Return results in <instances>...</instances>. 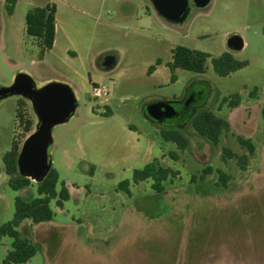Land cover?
<instances>
[{
  "label": "rangeland",
  "instance_id": "obj_1",
  "mask_svg": "<svg viewBox=\"0 0 264 264\" xmlns=\"http://www.w3.org/2000/svg\"><path fill=\"white\" fill-rule=\"evenodd\" d=\"M190 2L186 20L170 24L151 0H18L12 14L0 0V86L25 73L37 87L69 85L77 100L73 116L53 128L50 152L56 190L65 182L70 198L62 206L51 200L50 221L17 228L36 247L24 264H264V0H211L203 9ZM46 4L57 8L56 38L42 55L25 19ZM233 35L243 39L242 50L228 47ZM177 46L209 53L206 72L177 68L171 81L167 63ZM226 52L248 65L217 75L212 58ZM108 56L116 59L110 69L102 62ZM157 59L162 64L148 75ZM94 86H104L107 96L95 98ZM204 87L210 95L196 113L211 110L231 124L219 146L195 132L193 117L169 128L144 113L150 102H182ZM234 94L241 97L239 107L222 105ZM21 100H0V226L13 219L17 197H37L35 181L13 190L3 163L14 139L22 147L30 135L22 136L16 117ZM168 129L188 139L186 150L164 140ZM238 136L251 140L253 154ZM224 148L247 156L246 168L237 158L225 160ZM155 160L179 171L161 193L152 180L133 182L134 172ZM207 167L212 171L201 180ZM219 171L230 176L227 188L217 186ZM124 181L129 192L120 188ZM12 242L0 239V263Z\"/></svg>",
  "mask_w": 264,
  "mask_h": 264
},
{
  "label": "trees",
  "instance_id": "obj_2",
  "mask_svg": "<svg viewBox=\"0 0 264 264\" xmlns=\"http://www.w3.org/2000/svg\"><path fill=\"white\" fill-rule=\"evenodd\" d=\"M18 0H7L9 13H13V9ZM56 13L55 4H46L42 7H36L26 14V31L27 34L36 39L40 47L41 54L44 55L47 51L53 49L56 38ZM211 57L209 53L190 49L184 46H177L172 52V61L167 63L171 71V81H176L175 70L177 68L203 74L207 69V60ZM159 59L155 65L148 68L147 74L151 75L161 65ZM212 65L215 73L221 77L229 76L248 65L246 61L236 60L232 54L223 53L219 57L212 58ZM258 89L255 88L251 92V96H255ZM227 104L231 109H235L241 105V97L239 94H234L226 97L222 101V105ZM264 114V111H263ZM16 117L19 126L22 129V136L26 138L34 130L35 118L30 113L28 103L21 100L18 103ZM193 129L202 138L207 139L212 145L219 146L221 137L224 133L231 130V124L228 120L216 116L211 110H201L197 112L191 120ZM162 137L167 142H172L177 145L178 149L186 150L189 146L188 139L176 129H168L162 131ZM238 142L249 149L250 153H254V145L251 140L241 136L237 137ZM21 146L19 140L14 139L11 149L4 155L3 163L5 171L9 175V186L13 190H23L30 187L34 181L20 175L18 171L17 159ZM173 159H177L178 155L171 153ZM223 158H237L239 165L245 169L248 165V157L239 156L229 148L223 149ZM212 171L211 167L203 170V174L199 175L201 180H205L207 174ZM219 182L217 186L227 188L230 181V176L219 171ZM179 176V171H175L169 167H164L159 160L146 165L141 170H136L133 176L134 184H139L148 180H152V188L158 193L164 191V182L174 181ZM198 179L197 176L191 178L192 182ZM59 183L58 173L51 168L48 175L41 182H36L37 197L24 199L17 197L15 200V214L11 221L0 226V239L8 236L13 239L12 249L8 252L6 258L0 264H24L27 263L35 254L36 247L32 240L18 231L21 225L26 226L28 222L39 224L48 222L53 218V211L50 207V202L57 199L59 206L63 202L69 200L70 192L65 182L62 183V189L57 192L56 188ZM129 181H124L120 184V188L129 192Z\"/></svg>",
  "mask_w": 264,
  "mask_h": 264
},
{
  "label": "water",
  "instance_id": "obj_3",
  "mask_svg": "<svg viewBox=\"0 0 264 264\" xmlns=\"http://www.w3.org/2000/svg\"><path fill=\"white\" fill-rule=\"evenodd\" d=\"M197 8L207 7L211 0H193ZM161 18L170 24L183 23L189 12L190 0H151ZM228 47L233 51L244 48V41L238 35L228 39ZM116 59L108 58L103 67L110 69ZM210 95L208 87L191 90L182 102L154 101L144 107L146 117L165 127H182L203 105ZM9 96H21L30 101L37 118L35 130L25 139L20 149L17 164L21 176L35 182L45 179L52 168V130L67 122L77 109V100L71 87L59 81H51L37 87L32 77L25 73L16 76L10 86H0V100Z\"/></svg>",
  "mask_w": 264,
  "mask_h": 264
},
{
  "label": "built area",
  "instance_id": "obj_4",
  "mask_svg": "<svg viewBox=\"0 0 264 264\" xmlns=\"http://www.w3.org/2000/svg\"><path fill=\"white\" fill-rule=\"evenodd\" d=\"M93 92H94L95 98H103V97L107 96V94H108V92L104 86H102V87L94 86Z\"/></svg>",
  "mask_w": 264,
  "mask_h": 264
},
{
  "label": "flooded vegetation",
  "instance_id": "obj_5",
  "mask_svg": "<svg viewBox=\"0 0 264 264\" xmlns=\"http://www.w3.org/2000/svg\"><path fill=\"white\" fill-rule=\"evenodd\" d=\"M190 5H192L191 2H190ZM194 5H195V4H194ZM198 9H201V8H198ZM202 9H203V8H202ZM108 58H114V59H115V57H113V56H108V57H105V58L102 60V62H104V61H105L106 59H108ZM157 60H159V59H157ZM157 60H156V61H157ZM160 60H161V59H160ZM161 61H162V60H161ZM14 80H15V79H14ZM13 82H14V81H13ZM13 82H12L10 85H12ZM10 85H7V86H10ZM9 97H11V96H9ZM19 97H21V96H19ZM21 98H23V97H21ZM4 99H5V98H4ZM23 99H25V98H23ZM25 100H27V99H25ZM27 101H28L29 104H31L29 100H27Z\"/></svg>",
  "mask_w": 264,
  "mask_h": 264
}]
</instances>
